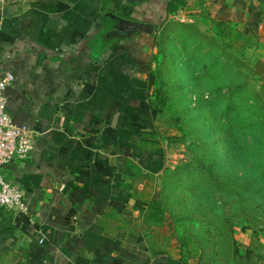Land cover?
<instances>
[{"label":"crops","instance_id":"1","mask_svg":"<svg viewBox=\"0 0 264 264\" xmlns=\"http://www.w3.org/2000/svg\"><path fill=\"white\" fill-rule=\"evenodd\" d=\"M168 1L0 0V67L14 76L8 110L36 137L31 156L5 169L30 214L0 207V264H187L176 248L151 251L137 197L160 191L172 156L161 142L144 144L157 131L148 103L152 34L109 42L100 19L112 7L159 23ZM186 2L169 20L214 18L250 32L247 49L264 55V0ZM147 174L155 177L148 186Z\"/></svg>","mask_w":264,"mask_h":264},{"label":"rangeland","instance_id":"2","mask_svg":"<svg viewBox=\"0 0 264 264\" xmlns=\"http://www.w3.org/2000/svg\"><path fill=\"white\" fill-rule=\"evenodd\" d=\"M179 21L180 24L192 23L189 20ZM200 21L195 22L200 32L206 33L208 40L218 42L220 28L209 20L205 19V23ZM173 31L175 28L171 29L168 25L164 33L162 49L178 47L179 50L186 46L184 38L173 40ZM142 34L146 35L143 32ZM160 34L163 35V32L161 31ZM194 38L199 39V35L195 34ZM148 39L147 52L153 56L156 51L155 48H150V44H154V40ZM220 42L226 44L225 41ZM214 45L199 50L198 55L203 57L202 54L209 53L210 57H214L220 54V49L213 50L217 43L215 42ZM235 45L238 43H231V46L226 48V52L246 63L245 76L250 79L255 92L262 93L264 63L261 67L259 62L261 58L264 59V55L259 50L236 52ZM196 46L194 42L191 48L196 49ZM148 54L146 55L149 56ZM254 61L257 62L256 67L252 66ZM192 63L195 67H199L203 62L195 57ZM205 63L208 64V61L206 60ZM252 67L256 69V73ZM196 75L201 76V74ZM231 77L226 74L222 79H217V74H211L197 81L195 90H191L190 87L188 98L191 99L192 106L198 107V111L193 112L194 122H173L168 128L171 130V135L180 137L185 135L183 128L187 126L189 137L181 144L175 145L174 149L169 150L162 144L172 153L173 158V160L171 157L168 158L164 169L172 170L171 175L166 172V176L163 178L162 175L161 179L164 194L168 197L173 196L170 203L167 201V209L171 211L173 219L177 220L179 255L189 264H248L251 263L250 258L243 256L244 252L241 248L233 247L232 242L248 245L253 237L258 236L264 241V139L249 138L250 129L244 128L232 134V130L224 125L227 121L224 120L227 119L224 112L230 98L228 94L225 95L226 98L222 97L223 94L217 97L216 91L218 84L222 86L231 84L233 81ZM152 82L154 83L153 77L149 79L148 95L153 91ZM197 99L203 100L204 103L198 102ZM215 99H218L216 101L220 104L206 106ZM241 105L246 106L245 109L248 108L244 102ZM200 108L205 111L204 117L208 116L210 119L208 124L204 123V127L207 128L204 132L201 129L200 120L203 116L200 115ZM164 111L166 116H169L174 109L167 107ZM155 114V122L158 125V114L157 112ZM247 116L246 112L244 117ZM164 121L163 119L162 123ZM247 134V137L244 136ZM175 170L178 172L176 173ZM205 171H208L210 176ZM203 177L207 181L209 177L216 178L215 183L208 182L209 185L204 186L205 192L199 186ZM170 191L172 193H169ZM209 226L220 227L225 233L218 235L211 233L207 230ZM188 235L192 237L194 244L189 242ZM194 245H197V249L190 251L188 248Z\"/></svg>","mask_w":264,"mask_h":264},{"label":"trees","instance_id":"3","mask_svg":"<svg viewBox=\"0 0 264 264\" xmlns=\"http://www.w3.org/2000/svg\"><path fill=\"white\" fill-rule=\"evenodd\" d=\"M187 4L186 0H169L166 6V16L159 22L155 23L150 21L146 17H141L136 14L137 11H125L122 9L116 8H105L103 13L100 15V19L103 23H106L107 33H111L113 29V24L116 23V18L132 20L142 23H149L154 25V33L151 35L155 48V53L150 58L148 62V69L150 70L151 76L155 78V84L151 96L148 98V103L150 109L154 110L158 114V125L157 131L149 135V141H146L144 144L148 147L158 148V142L166 145V148L174 149V146L184 142L186 138L189 137L188 127L183 128L185 130V135L183 136H173L171 135V130L168 128L173 122H194L193 112L198 111V107L191 105V102L188 98L189 88L195 90L197 88V81L209 77V75L217 74V79L224 77L226 74L230 75L232 78L231 84L222 86L221 84L217 85V97L221 96L226 98L228 94L230 100L227 104V109L224 114L227 120L224 125L228 129L232 130V134H235L236 131L240 128L250 129L249 138L251 139H264V87L263 92L258 93L252 88L250 84V79L245 76V70H247V65L235 56L226 52V48L231 46V43L237 42L238 45L236 52H247L253 42L252 35L250 32H242L231 26H225L220 21L211 17H202L203 19L197 20L205 23V19L212 22L213 25H216L220 28L218 32V42L208 40L206 33L200 32L196 27L195 23L191 24H180V21L169 20L171 14H175L180 8L185 7ZM169 28H175L173 34V40H179L184 38L187 43L185 47H181L178 50V47L168 49H162L163 37L167 26ZM162 29V30H161ZM163 32V35L160 32ZM111 40L109 42H116L121 40L124 37L118 30H112ZM198 34L199 39H195L194 35ZM196 40V41H195ZM220 41H225L226 44L221 43ZM197 45L196 49L191 48L194 44ZM217 43V46L213 50L220 49V54L216 56H209V53L202 54L203 57L198 55V51L204 49L206 46H215L214 43ZM233 46V45H232ZM234 47V46H233ZM222 49V51H221ZM239 49V50H238ZM164 51V52H163ZM212 52V51H211ZM197 57L202 60V64L199 67L193 65L194 58ZM212 58V59H211ZM206 60L208 64L205 63ZM233 60V61H231ZM174 61H176L174 63ZM178 63V64H177ZM253 67H256V61L252 63ZM252 67V68H253ZM218 69V70H217ZM253 71L256 73V69L253 68ZM196 74H201L198 76ZM201 94V93H198ZM218 99L207 103L206 106H215L220 104ZM198 102L204 103L203 100L197 99ZM242 102L247 105V109L242 106ZM174 109V112H170L169 116H166L165 108ZM204 107V105H202ZM200 115L203 116L200 121L201 129L204 132V123H209L210 119L208 116L204 117V109L200 108ZM248 113L247 117H244L245 113ZM224 116V117H225ZM165 120L162 123V120ZM199 120V119H198ZM259 126V127H258ZM171 129V128H170ZM207 130V128L205 129ZM226 132V131H225ZM230 132V131H227ZM239 136V135H238ZM244 136H248L244 135ZM133 165H131L129 172L135 178V181H141L142 173L140 169L138 171H133ZM163 178L168 175H171L172 170H164ZM176 173L178 170H175ZM208 171L205 173L210 176ZM188 175V174H187ZM170 177V176H169ZM207 181L204 177L200 181L199 186L202 187V191L205 192V185H209L208 182L215 183V177H209ZM146 186L149 182L155 180L154 175H146ZM144 181V180H143ZM163 181L161 180V189L156 191L152 195L148 192L138 191L137 197L143 202H145L146 207L142 209L141 214L143 216V227H144V236L147 239L151 251L155 253L166 252L169 247L172 249L176 248L178 257L184 262V259L181 258L178 252V229H177V220L173 219L171 211L167 209V201L170 203L173 196L168 197L164 194L163 191ZM209 190V188H207ZM166 191V189H165ZM169 193H172L171 191ZM211 233H225L222 228L207 227ZM189 236V235H188ZM187 236V237H188ZM189 242L194 244L192 237H188ZM233 247L241 248L244 252L243 256H246L251 263L248 264H259L261 260L264 259V243L258 237H253V240L248 245L240 244L237 241L232 242ZM195 247V248H194ZM190 251L197 249V245H194L192 248H188ZM248 261V262H249ZM189 264V263H187Z\"/></svg>","mask_w":264,"mask_h":264},{"label":"built area","instance_id":"4","mask_svg":"<svg viewBox=\"0 0 264 264\" xmlns=\"http://www.w3.org/2000/svg\"><path fill=\"white\" fill-rule=\"evenodd\" d=\"M14 81L10 72L0 67V207L18 215L30 214V207L24 190L5 174V169L26 161L35 145V134L25 127H19L8 110L6 91Z\"/></svg>","mask_w":264,"mask_h":264},{"label":"water","instance_id":"5","mask_svg":"<svg viewBox=\"0 0 264 264\" xmlns=\"http://www.w3.org/2000/svg\"><path fill=\"white\" fill-rule=\"evenodd\" d=\"M114 30H118L122 35H128L135 32L142 31L147 34L154 33V25L149 23H142L132 20L116 18V24L113 25ZM111 29V31L113 30Z\"/></svg>","mask_w":264,"mask_h":264},{"label":"flooded vegetation","instance_id":"6","mask_svg":"<svg viewBox=\"0 0 264 264\" xmlns=\"http://www.w3.org/2000/svg\"><path fill=\"white\" fill-rule=\"evenodd\" d=\"M116 23H114L113 25H115Z\"/></svg>","mask_w":264,"mask_h":264}]
</instances>
